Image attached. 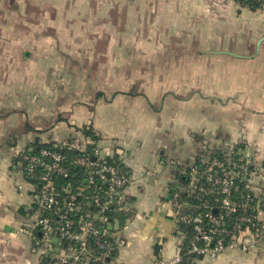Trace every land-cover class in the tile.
Segmentation results:
<instances>
[{
  "label": "crops",
  "instance_id": "1",
  "mask_svg": "<svg viewBox=\"0 0 264 264\" xmlns=\"http://www.w3.org/2000/svg\"><path fill=\"white\" fill-rule=\"evenodd\" d=\"M68 1L10 3L42 4L58 19L67 16L60 9L56 16L54 4ZM90 3L95 19L112 21L107 35L122 36V40L134 34L144 37L138 42L141 51L153 46L154 50H171L175 45L192 43L199 51L248 55L255 48L258 54L233 58L261 66L263 81L256 78L252 83L256 87L251 85V92L233 104L200 93L197 99L181 97L173 91H164L161 99L158 92L123 89L109 96L98 86H83L89 82L94 85L92 81L64 80V72L58 71L71 62L60 58V50L50 40L34 41L27 36L19 43L18 28L9 29L5 32L10 35L9 44L0 41V264H47L34 245L29 185L23 175L12 173L15 155L34 142L56 143L84 136L83 128L88 125L101 137L99 145L125 160L132 178L127 189L129 205L109 227L111 238L118 243L115 261L121 264H156L178 255L182 236L171 217L168 196L178 175L186 178L187 165L204 147L242 146L244 159L254 160L257 167L264 163V6L252 11L237 0ZM23 43L25 56L20 58ZM121 45L118 38L108 50L115 51V46ZM155 172L160 175L155 176ZM250 179L254 193L262 195L264 173L256 171ZM19 183L24 190L18 189ZM201 261L264 264V240L254 250L229 249L218 258Z\"/></svg>",
  "mask_w": 264,
  "mask_h": 264
},
{
  "label": "built area",
  "instance_id": "2",
  "mask_svg": "<svg viewBox=\"0 0 264 264\" xmlns=\"http://www.w3.org/2000/svg\"><path fill=\"white\" fill-rule=\"evenodd\" d=\"M85 136L51 147L20 149L12 173L23 175L36 215L34 245L47 264H121L118 243L109 227L129 205L132 180L124 159L116 158ZM250 159H220L210 153L192 159L184 184L171 190V217L180 226L175 259L184 255L218 258L229 249L251 251L264 240V201L252 187ZM245 182L239 198L231 197L237 182ZM19 190H24L22 183ZM212 197L205 198L203 197ZM218 209L215 214L214 210ZM192 226L191 236L181 227Z\"/></svg>",
  "mask_w": 264,
  "mask_h": 264
},
{
  "label": "rangeland",
  "instance_id": "3",
  "mask_svg": "<svg viewBox=\"0 0 264 264\" xmlns=\"http://www.w3.org/2000/svg\"><path fill=\"white\" fill-rule=\"evenodd\" d=\"M90 1L70 0L68 3L54 4L56 16L58 9L67 16L54 19V14L42 4H15L10 3V0H1L0 41H3V45L9 44L10 35L5 32L16 27L19 43L27 40V36L34 41L50 40L60 50V58L71 62L68 67L58 71V74L64 72V80L92 81L94 85L89 82L83 86H98L107 90L109 96L123 89L135 93L158 92L161 99L164 91H173L181 97L194 96L197 99L200 93L203 96L220 97L224 102L233 104L244 98V93L251 92V85L256 83V78L262 79L263 69L257 63L250 64L232 56L199 51L196 49L198 45L192 43L178 44L171 50H154L155 46L148 51L138 50V42L144 37L134 34L124 36L125 40H122V36L107 35L112 30V21L95 19ZM66 33H70V36ZM118 38L124 46H115V51L108 50L114 42L118 43ZM21 47L19 57L23 58L25 43ZM247 53L253 56L259 52L252 48ZM252 87H256V84ZM159 102L157 100V105ZM249 161L251 163L252 159ZM262 166L256 169L258 175L264 173V163ZM159 175L155 172V176ZM262 195L258 198L263 201ZM35 221L36 215L33 214L29 222L34 225ZM193 261L205 264L200 259Z\"/></svg>",
  "mask_w": 264,
  "mask_h": 264
},
{
  "label": "trees",
  "instance_id": "4",
  "mask_svg": "<svg viewBox=\"0 0 264 264\" xmlns=\"http://www.w3.org/2000/svg\"><path fill=\"white\" fill-rule=\"evenodd\" d=\"M241 6H245V7H248L250 10L252 11H257L261 8H263L264 6V0H237ZM84 130V133H85V137L86 138H89L90 140L93 141L94 144H89V150L91 148L94 147V145L96 143L99 142V140L101 139L100 136H98L91 127H89L88 125L85 126L83 128ZM74 138V137H72ZM33 145L35 147H51L53 145V143H38V142H34ZM242 148L241 147H212V146H207V147H204L200 153H198L196 156H194L193 159H200L204 154L206 155L207 153H210L212 156H216L220 159H227L230 155L233 157V159H244L243 158V155L240 153V149ZM116 157V156H115ZM117 158V157H116ZM248 167H249V172H254L256 173V169L257 168H263V166H259L257 167L255 164H254V160L253 162H251L250 164H248ZM185 178H182L178 175V182L176 183V185H181V184H184L185 182ZM247 182V181H245ZM245 182H237L236 186H237V189H234L232 194H231V197L233 198H239L242 193L244 192V187H245ZM172 186V190L173 188H175V186ZM205 198H210L212 199V197H203V199ZM261 198H263V201H264V195L261 196ZM214 213L217 214L218 213V209H215L214 210ZM186 232H187V235L188 236H191L192 234V226H185V225H182L181 226ZM45 258V257H44ZM195 259H202V257H198V256H189V255H184V257L182 258V261L178 264H196ZM46 260V258H45Z\"/></svg>",
  "mask_w": 264,
  "mask_h": 264
},
{
  "label": "water",
  "instance_id": "5",
  "mask_svg": "<svg viewBox=\"0 0 264 264\" xmlns=\"http://www.w3.org/2000/svg\"><path fill=\"white\" fill-rule=\"evenodd\" d=\"M214 54H226V55H230L232 57H236V58H249L250 55H244V54H240V53H236L233 51H228V50H219V51H211ZM171 194H169L168 198H170Z\"/></svg>",
  "mask_w": 264,
  "mask_h": 264
}]
</instances>
